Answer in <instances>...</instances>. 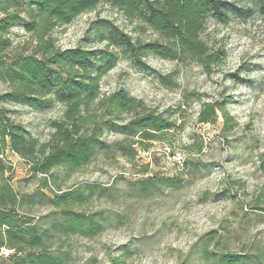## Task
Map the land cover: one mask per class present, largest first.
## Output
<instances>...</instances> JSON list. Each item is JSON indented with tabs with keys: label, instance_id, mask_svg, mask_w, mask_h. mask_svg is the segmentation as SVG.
<instances>
[{
	"label": "rangeland",
	"instance_id": "rangeland-1",
	"mask_svg": "<svg viewBox=\"0 0 264 264\" xmlns=\"http://www.w3.org/2000/svg\"><path fill=\"white\" fill-rule=\"evenodd\" d=\"M228 1L253 13L231 14L225 24L205 20L201 40L225 53L209 73L195 62L152 56L141 57L138 65L121 48L107 46L105 38L114 30L141 42L157 36L105 3L52 30L61 50H105L117 56L101 78V94L123 89L175 124L146 151L134 147L133 159L100 155L70 177L54 171L64 190L96 187L84 210L102 222L101 231L91 238L61 237L52 246L68 250L73 264H214L225 255L250 256L264 264V18L251 0ZM9 38L15 52L29 54L34 47L19 25ZM5 89L0 83V94ZM204 103L219 106L229 126L220 112L213 123H199ZM0 108L40 143L48 141L51 123L64 112L57 102L44 110L2 102ZM102 139L120 138L105 133ZM4 161L8 170L0 184H10L19 194L34 191L43 179L31 176L24 160L9 150ZM148 178L153 183L145 185ZM164 179L175 183L168 186ZM50 210L36 209L32 215ZM202 246L210 253L208 261L202 259Z\"/></svg>",
	"mask_w": 264,
	"mask_h": 264
},
{
	"label": "trees",
	"instance_id": "trees-1",
	"mask_svg": "<svg viewBox=\"0 0 264 264\" xmlns=\"http://www.w3.org/2000/svg\"><path fill=\"white\" fill-rule=\"evenodd\" d=\"M251 1L255 13L264 18V0ZM100 3L117 9L129 21L141 22L157 36L141 42L114 30L105 38L107 46L121 48L138 65H142L141 57L152 56L170 62H195L206 73L223 60L225 53L201 40L205 20L211 17L225 24L231 14L253 13L228 0H0V83L6 87L0 102L41 110L54 102L64 106L62 117L51 123L52 133L43 143L29 136L0 108V176L8 170L4 161L7 150L24 160L31 176H43L37 188L25 194L17 193L10 184H0V264H73L68 250L62 246L52 250V246L61 237L91 238L101 231L102 222L95 215L86 216L84 210L92 202L96 187L79 185L64 190L56 184L54 171L70 177L100 155L120 154L133 159L134 147L146 151L150 143L161 141L175 127L169 117L123 89L100 93L101 78L117 61L114 53L56 47L52 30L70 24ZM16 25L34 42L29 54L12 48L9 35ZM217 112L223 114L227 128L229 118L214 103L202 105L198 122L213 123ZM105 133L120 139L106 142L102 139ZM162 181L168 186L175 183L172 179ZM143 183H153V178ZM42 208L51 210L32 215ZM203 241L205 238L193 248ZM200 254L209 260L204 246ZM252 263L262 264L240 255L214 260V264Z\"/></svg>",
	"mask_w": 264,
	"mask_h": 264
}]
</instances>
